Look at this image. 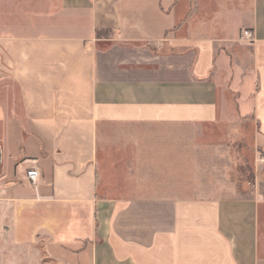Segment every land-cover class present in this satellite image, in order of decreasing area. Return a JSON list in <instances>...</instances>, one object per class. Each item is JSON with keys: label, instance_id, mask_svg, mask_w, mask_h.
<instances>
[{"label": "crops", "instance_id": "0c3cea01", "mask_svg": "<svg viewBox=\"0 0 264 264\" xmlns=\"http://www.w3.org/2000/svg\"><path fill=\"white\" fill-rule=\"evenodd\" d=\"M225 58L249 109L217 86ZM0 147L14 245L264 264V0H0Z\"/></svg>", "mask_w": 264, "mask_h": 264}, {"label": "rangeland", "instance_id": "374dc122", "mask_svg": "<svg viewBox=\"0 0 264 264\" xmlns=\"http://www.w3.org/2000/svg\"><path fill=\"white\" fill-rule=\"evenodd\" d=\"M25 3V2H24ZM231 62L228 58L224 59L223 70L216 77L217 86L220 92L224 93L230 101V106H236L239 101L247 109L251 105V94L253 90V81L250 74L245 78L232 74ZM240 96V98H239ZM251 122H248V128ZM250 140V129L248 131V141ZM253 153V152H252ZM252 153L247 152L246 156L251 158ZM254 154V153H253ZM262 190L264 191V184ZM3 212H0L2 219ZM0 264H64L62 261L52 259L46 253L41 241L34 243L14 245L5 237V229L1 225L0 220Z\"/></svg>", "mask_w": 264, "mask_h": 264}, {"label": "built area", "instance_id": "2783aa9c", "mask_svg": "<svg viewBox=\"0 0 264 264\" xmlns=\"http://www.w3.org/2000/svg\"><path fill=\"white\" fill-rule=\"evenodd\" d=\"M243 35L248 40L252 38V33H250L249 31H244ZM26 176L32 183H34L38 177L37 170L33 167L27 169Z\"/></svg>", "mask_w": 264, "mask_h": 264}, {"label": "water", "instance_id": "95a60500", "mask_svg": "<svg viewBox=\"0 0 264 264\" xmlns=\"http://www.w3.org/2000/svg\"><path fill=\"white\" fill-rule=\"evenodd\" d=\"M1 160H2V152H1V147H0V167H1Z\"/></svg>", "mask_w": 264, "mask_h": 264}]
</instances>
